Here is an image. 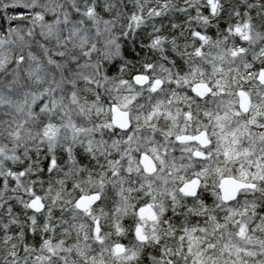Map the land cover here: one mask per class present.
<instances>
[{
	"label": "clouds",
	"instance_id": "obj_1",
	"mask_svg": "<svg viewBox=\"0 0 264 264\" xmlns=\"http://www.w3.org/2000/svg\"><path fill=\"white\" fill-rule=\"evenodd\" d=\"M0 264H264V0H0Z\"/></svg>",
	"mask_w": 264,
	"mask_h": 264
}]
</instances>
